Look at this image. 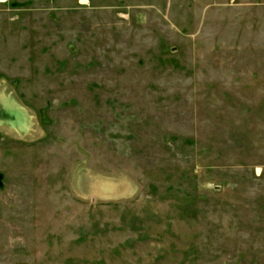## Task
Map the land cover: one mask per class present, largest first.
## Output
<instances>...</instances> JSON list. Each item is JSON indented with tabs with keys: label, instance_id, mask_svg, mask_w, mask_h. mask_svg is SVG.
<instances>
[{
	"label": "rangeland",
	"instance_id": "obj_1",
	"mask_svg": "<svg viewBox=\"0 0 264 264\" xmlns=\"http://www.w3.org/2000/svg\"><path fill=\"white\" fill-rule=\"evenodd\" d=\"M0 264H264V0H0Z\"/></svg>",
	"mask_w": 264,
	"mask_h": 264
}]
</instances>
